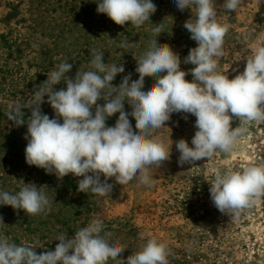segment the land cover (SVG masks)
Returning a JSON list of instances; mask_svg holds the SVG:
<instances>
[{
  "label": "rangeland",
  "instance_id": "rangeland-1",
  "mask_svg": "<svg viewBox=\"0 0 264 264\" xmlns=\"http://www.w3.org/2000/svg\"><path fill=\"white\" fill-rule=\"evenodd\" d=\"M156 12L144 26L135 28L126 23L115 24L106 14L97 12V0H0V189L18 191L23 184L34 183L52 201L46 214L29 216L23 210L0 205V235L10 242L33 244L42 248L37 253L54 250L61 233L72 238L80 227L100 220L113 239H119L128 249L123 258L138 250L150 237L166 243L171 250L169 264H264V195L257 203L239 215L221 213L210 198V182L216 170L242 169L264 163V123L249 125L247 135L238 141L231 154L217 151L209 160L181 165L175 142L188 141L195 134V119L191 114L173 113L163 129L153 138L170 147V158L158 168L151 166V186L136 181L120 185L115 178L110 194L100 197L78 190L82 177L69 174L58 179L44 169L30 166L25 160L27 124L16 126L6 113L17 101L31 99L34 89L61 62L73 65L66 76L74 79L78 70L90 69L93 48L104 52L105 63L122 64L113 85L131 73L136 80L137 61L153 38V24L163 23L166 31L157 41L168 44L181 58V69L192 80V64L183 63L189 50L197 46L184 29L192 17L190 9L178 10L174 0H152ZM224 0H216L218 19L230 25L225 38L224 55L218 71L229 79L243 72L246 57L257 42L264 44V0H244L238 12L223 10ZM153 23V24H152ZM124 41L134 42L129 49L121 48ZM123 53V54H122ZM154 77H145L144 89ZM57 90L66 89L61 82ZM42 112L55 116L47 97ZM103 105L104 101H98ZM124 110L132 108L125 102ZM25 123L31 115L25 109ZM94 111V109H93ZM119 113L109 117L107 126H114ZM135 130V119L129 116ZM62 122V121H61ZM239 125L233 121V127ZM173 141V143H172ZM104 177L101 176L103 181ZM144 234L141 239L140 234ZM113 264V262H110Z\"/></svg>",
  "mask_w": 264,
  "mask_h": 264
},
{
  "label": "clouds",
  "instance_id": "clouds-1",
  "mask_svg": "<svg viewBox=\"0 0 264 264\" xmlns=\"http://www.w3.org/2000/svg\"><path fill=\"white\" fill-rule=\"evenodd\" d=\"M174 2L178 10L190 9L192 13L183 25L197 44L183 60L194 65L190 69L192 80L185 79L188 73L181 69L179 54L170 45L158 43L157 37L166 31L163 23H152L153 38L135 58L136 80L129 73L114 86L113 80L125 69L121 63H105L104 52L96 48L90 50V69L78 70L74 79L66 76L73 65L61 62L34 89L31 99L15 102L6 113L16 126L27 124L28 165L58 179L69 174L82 177L78 181L80 192L103 197L110 194L113 185L107 181L113 177L120 185L136 181L151 186V166L158 168L168 160L172 145L166 148L153 134L166 128L173 113L196 117L191 146L183 138L175 142L181 165L209 160L217 151L231 154L247 135L249 125L264 123V44L257 42L246 57L243 72L229 79L217 70V58L224 55L230 25L218 19L216 0ZM243 5L244 0H224L222 8L236 13ZM156 10L152 0H97V12L120 26L130 23L140 28L151 21ZM134 46L130 41L120 45L125 49ZM145 77L155 80L147 91L143 90ZM61 82L66 89L57 90L55 86ZM45 97L55 113L53 118L42 112ZM125 102L132 108L130 113L124 110ZM25 109L31 112L27 123ZM116 113L115 125L107 126V119ZM129 116L135 119V130ZM234 120L239 121L236 127L232 126ZM209 185L214 206L221 213L238 216L264 195V163L236 170L218 169ZM44 188L29 183L18 191L0 189V205L23 210L29 216L46 214L52 201ZM0 225H4L2 217ZM113 235L102 221L94 220L76 230L72 238L61 233L54 250L39 254L36 249L42 247L38 240L17 245L0 235V264H169L171 250L157 238H148L125 259L123 253L128 248ZM140 237L143 239L144 234Z\"/></svg>",
  "mask_w": 264,
  "mask_h": 264
}]
</instances>
